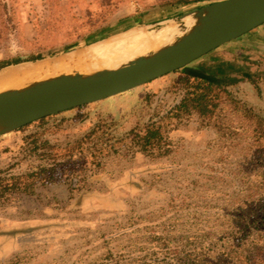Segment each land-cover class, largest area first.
<instances>
[{
	"label": "rangeland",
	"instance_id": "374dc122",
	"mask_svg": "<svg viewBox=\"0 0 264 264\" xmlns=\"http://www.w3.org/2000/svg\"><path fill=\"white\" fill-rule=\"evenodd\" d=\"M223 1L0 0V72ZM262 27L188 67L221 86L211 116L187 107L191 76L177 71L1 136L0 264H190L264 242L251 224L264 202Z\"/></svg>",
	"mask_w": 264,
	"mask_h": 264
},
{
	"label": "water",
	"instance_id": "95a60500",
	"mask_svg": "<svg viewBox=\"0 0 264 264\" xmlns=\"http://www.w3.org/2000/svg\"><path fill=\"white\" fill-rule=\"evenodd\" d=\"M174 22L179 24L168 44L122 68L89 76H50L0 85V137L37 121L123 95L177 71L209 81L188 67L264 25V0L214 3Z\"/></svg>",
	"mask_w": 264,
	"mask_h": 264
},
{
	"label": "bare ground",
	"instance_id": "6f19581e",
	"mask_svg": "<svg viewBox=\"0 0 264 264\" xmlns=\"http://www.w3.org/2000/svg\"><path fill=\"white\" fill-rule=\"evenodd\" d=\"M176 30L177 25L152 32L131 29L58 59L5 69L0 72V85L50 76H89L116 70L163 48Z\"/></svg>",
	"mask_w": 264,
	"mask_h": 264
},
{
	"label": "trees",
	"instance_id": "16d2710c",
	"mask_svg": "<svg viewBox=\"0 0 264 264\" xmlns=\"http://www.w3.org/2000/svg\"><path fill=\"white\" fill-rule=\"evenodd\" d=\"M18 61H13L12 64H18ZM11 64L9 63H0V69H3ZM236 71H241L240 68H237L231 73H238ZM226 73V72H225ZM228 74H230L228 72ZM227 75V74H226ZM188 80H183L181 83L184 84L185 88V97L186 105L190 107L191 111H196L200 116H211L212 107L210 103L209 94L212 93L214 87L219 88L218 83L208 82L200 80L194 77H188ZM233 83V80L229 81ZM228 82V83H229ZM189 90H192L191 92ZM196 90V92H194ZM258 132H261L260 126ZM258 160V159H257ZM264 202H262L260 207V215L257 220L252 219L251 224L253 226L259 225V222L263 223L257 229L264 226ZM255 224V225H254ZM248 226H244V230H249ZM260 247V248H259ZM223 252L220 255H213L209 253V250L201 254H188L185 255L186 258L191 259L192 263L190 264H264V242L259 243L258 241H253L245 238H239L235 240L230 246L224 248ZM255 254V255H254ZM183 259L180 260V262Z\"/></svg>",
	"mask_w": 264,
	"mask_h": 264
},
{
	"label": "crops",
	"instance_id": "0c3cea01",
	"mask_svg": "<svg viewBox=\"0 0 264 264\" xmlns=\"http://www.w3.org/2000/svg\"><path fill=\"white\" fill-rule=\"evenodd\" d=\"M259 29L261 30V27ZM262 29H264V28L262 27Z\"/></svg>",
	"mask_w": 264,
	"mask_h": 264
}]
</instances>
